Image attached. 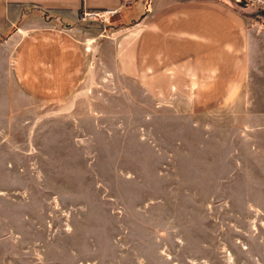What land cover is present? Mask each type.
<instances>
[{
	"label": "rangeland",
	"instance_id": "1",
	"mask_svg": "<svg viewBox=\"0 0 264 264\" xmlns=\"http://www.w3.org/2000/svg\"><path fill=\"white\" fill-rule=\"evenodd\" d=\"M221 1L264 22L253 0ZM100 12L90 18L115 25L116 10ZM100 28L86 47L114 33ZM99 81L94 126L64 118L36 174L0 169V264H264L262 126L233 152L214 142L232 139L220 128L152 119L117 79Z\"/></svg>",
	"mask_w": 264,
	"mask_h": 264
},
{
	"label": "crops",
	"instance_id": "2",
	"mask_svg": "<svg viewBox=\"0 0 264 264\" xmlns=\"http://www.w3.org/2000/svg\"><path fill=\"white\" fill-rule=\"evenodd\" d=\"M90 10H116L115 25L80 22ZM102 26L113 35L86 47ZM114 78L151 118L220 128L232 139L214 142L233 152L261 125L264 144V27L243 10L221 0H0L2 172L36 174L34 153L62 141L47 131L64 118L94 126L89 85Z\"/></svg>",
	"mask_w": 264,
	"mask_h": 264
},
{
	"label": "trees",
	"instance_id": "3",
	"mask_svg": "<svg viewBox=\"0 0 264 264\" xmlns=\"http://www.w3.org/2000/svg\"><path fill=\"white\" fill-rule=\"evenodd\" d=\"M233 1H234V2H237V4H242L243 6H244V5H247V3H246L247 0H233ZM231 6H232V5H231ZM232 7H234V6H232ZM259 7H261V8H260V11L264 13V7H263V6H259ZM234 8H236V7H234ZM237 9H238V8H237ZM246 15H249V16L253 17L254 20H256V21H258L260 24H263V25H264V22L261 21L260 18H259V16L255 15L254 13H251V14H247V13H246Z\"/></svg>",
	"mask_w": 264,
	"mask_h": 264
},
{
	"label": "built area",
	"instance_id": "4",
	"mask_svg": "<svg viewBox=\"0 0 264 264\" xmlns=\"http://www.w3.org/2000/svg\"><path fill=\"white\" fill-rule=\"evenodd\" d=\"M98 15L103 16L104 14L101 13L100 11H95V10L83 11V12H82V15H81V18H82L83 20H86V19H88V18H90V17H96V16H98Z\"/></svg>",
	"mask_w": 264,
	"mask_h": 264
}]
</instances>
